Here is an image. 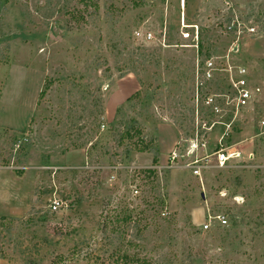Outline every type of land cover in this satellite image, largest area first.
<instances>
[{"label":"rangeland","instance_id":"obj_1","mask_svg":"<svg viewBox=\"0 0 264 264\" xmlns=\"http://www.w3.org/2000/svg\"><path fill=\"white\" fill-rule=\"evenodd\" d=\"M209 57L246 69L248 108L201 104L233 95L220 75L196 103ZM262 120L264 0H0V264H264ZM196 132L200 177L186 159L130 173ZM221 138L240 157L220 168Z\"/></svg>","mask_w":264,"mask_h":264},{"label":"built area","instance_id":"obj_2","mask_svg":"<svg viewBox=\"0 0 264 264\" xmlns=\"http://www.w3.org/2000/svg\"><path fill=\"white\" fill-rule=\"evenodd\" d=\"M186 28L184 24H182V29ZM249 33H253L255 31L254 27L247 29ZM136 37H141L145 41H153L154 36L147 32L145 34H140L138 32L135 33ZM182 36L184 39L190 37L188 32H182ZM195 41H198V35L195 36ZM197 48V44L195 45ZM216 75L223 76L228 83V88L233 94L232 96L226 94H214L208 93L201 100V104L205 107H208L213 114H220L221 109L218 105L217 98L226 99L225 103L232 108V110L236 113L240 110L248 108L249 105L255 99V96L260 93V89L255 88L252 89L246 79L247 71L245 68L234 67L229 63L228 60L223 61L216 57H209L205 59V61L200 64L197 61L196 65V92H195V101L198 104L200 101V92L202 91L203 84L213 81ZM214 126V125H212ZM261 126L264 127V120L261 122ZM226 135V133H225ZM207 143L202 140L199 136V133L196 132L193 139L189 142L187 149L184 151L181 149L174 148L167 158L166 165L161 167H130L129 171L133 174L137 180H142V184L146 183L145 180L150 178L151 174L160 172L161 169H170L175 166L176 163L186 159V164L184 165L186 169L190 170L194 176L200 177L202 170L208 168V159L210 156H200L199 152L206 148ZM214 158L218 167H224L226 163L231 160H236L240 157L239 152L233 148H227L222 144V138L217 142V150L211 156ZM205 162V163H203ZM87 165V164H86ZM85 169H88L89 166H84ZM114 170L122 169L120 167H113ZM153 178V177H152ZM151 178V179H152ZM114 177L111 176L110 180H113ZM129 192L132 199L141 198V187L137 184H130ZM50 212L58 213L60 210L68 209L66 203H63L61 199L58 197H54L50 201L49 205ZM162 216H165V212H161ZM212 221H215L219 226L227 225L228 221L225 216L217 215V216H208L205 223L202 225L201 229L203 231H207L212 226Z\"/></svg>","mask_w":264,"mask_h":264},{"label":"crops","instance_id":"obj_3","mask_svg":"<svg viewBox=\"0 0 264 264\" xmlns=\"http://www.w3.org/2000/svg\"><path fill=\"white\" fill-rule=\"evenodd\" d=\"M172 152V151H171Z\"/></svg>","mask_w":264,"mask_h":264}]
</instances>
